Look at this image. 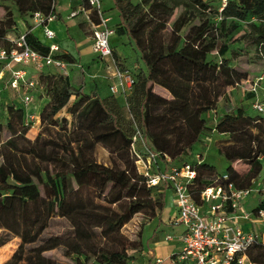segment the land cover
Wrapping results in <instances>:
<instances>
[{"label":"trees","instance_id":"trees-1","mask_svg":"<svg viewBox=\"0 0 264 264\" xmlns=\"http://www.w3.org/2000/svg\"><path fill=\"white\" fill-rule=\"evenodd\" d=\"M113 3L119 15L113 30L132 40L145 67L130 73L133 82L125 97L129 118L113 95L99 97L94 90L83 92L81 73L76 85L59 73L42 71L37 75L36 87L44 96L46 83L49 101L38 111V125L43 123V131L33 140L24 136L31 124L24 121L23 106L0 104V136L3 127L6 131L5 140L0 141V246L11 237L19 238L10 257L1 264H130L129 251L139 250L141 243L139 238L122 234L120 228L135 213L160 209L163 198V185L147 186L136 168L130 150L135 134L157 153V161L167 163L165 154L170 166H191L194 176L186 189L197 204L200 191L212 182L205 177L212 175L214 166L182 158L202 134L213 130L227 135L216 145L227 162L217 183L231 182L235 188L245 189L263 168L264 113L254 118L246 116L242 105L226 101L224 112L211 124L202 114L215 105L224 87L247 78L245 70L231 65L226 54L229 48L223 41L237 28L238 21L256 20L249 23L247 43L254 46L264 63V0H227L220 11L209 0ZM54 5L55 0H28L26 9L31 15L40 12L46 16L54 13ZM178 6H182V12L166 28ZM212 15L219 18L218 26ZM91 19L98 23L96 17ZM193 19L197 22L182 32ZM8 28L0 24V47L5 49L9 47L5 37ZM29 28L23 32L25 42L47 54L48 46ZM212 51L216 56L209 61L207 55ZM51 56L74 60L65 52H52ZM154 85L169 96L153 91ZM71 96L76 100L67 111L75 125L69 131L53 130L54 116ZM96 143L112 154L108 163L93 156ZM137 144L138 140V150ZM234 161L245 162L246 172H237ZM75 176L82 181L76 182ZM53 218L64 219L68 227L45 233ZM56 248L61 249L62 260L46 254ZM245 256L250 263L264 264V245L253 242Z\"/></svg>","mask_w":264,"mask_h":264},{"label":"built area","instance_id":"built-area-1","mask_svg":"<svg viewBox=\"0 0 264 264\" xmlns=\"http://www.w3.org/2000/svg\"><path fill=\"white\" fill-rule=\"evenodd\" d=\"M226 1L219 0L218 11ZM79 10L90 25L92 51L100 58L110 57L109 36L114 30L102 17L100 0H85V4ZM76 13L77 11H71L70 15ZM32 16L35 23L41 26L43 36L50 40L47 54L33 50L25 42L23 32L15 37L6 34L9 47L7 49L0 47V64L8 69L5 85L19 95L20 104L25 110V123L30 122L31 125L33 115L27 112L26 106L32 100L31 91L36 88L37 75L43 71L44 66L51 65L58 70L65 68V61L51 56V53L57 50V45L52 42L54 33L46 23L54 18V14L49 13L44 16L40 12H33ZM92 17H96L98 23H94ZM14 65L19 67L14 68ZM28 66L37 72L34 77L27 76L24 67ZM115 73L119 78V84L123 80L130 90L133 82L131 74L126 70H116ZM254 85L252 84L248 91L255 92ZM108 88L111 93L116 92L115 84L109 85ZM251 106L258 114L264 113V105L256 100ZM137 140L138 134H135L132 137L130 150L134 155L138 172L145 177L146 185L167 184L171 187L177 210L173 223L182 226V231L177 236L181 247L174 256L177 260L192 264H243L246 258L245 250L249 245L255 241H260L264 245V170L253 179L251 186L245 189H237L231 182L209 183L200 191V203L197 204L186 189L188 182L194 176L191 166L183 163L178 167L165 166L157 170L155 169L157 153L148 149L144 143V153L139 152L135 148ZM163 160L169 162V157L163 154ZM221 177L225 179L226 175L222 174ZM252 189L257 193L254 211L253 207L246 210L243 205L245 197ZM241 221H249L252 226L248 230H243ZM255 224H259L260 229H257ZM165 239L171 240V236L167 235ZM154 262L157 264L160 259L155 258Z\"/></svg>","mask_w":264,"mask_h":264},{"label":"crops","instance_id":"crops-1","mask_svg":"<svg viewBox=\"0 0 264 264\" xmlns=\"http://www.w3.org/2000/svg\"><path fill=\"white\" fill-rule=\"evenodd\" d=\"M84 3L85 1L83 2L82 0H55L53 14L56 17L54 16L55 18L49 20L46 26L54 33L52 42L57 45V50L70 54L74 59L73 62L65 61L67 77L70 82L76 85L77 77L81 73L83 77V92L86 91V84L89 82L93 87L88 92L94 90L95 95L99 97L113 95L120 103V101L125 100L126 95L129 93V88L123 80L119 84V78L115 73L116 70H126L128 73H132L134 67L142 70H145V67L139 58V52L132 40L125 34H117L114 31L109 36L110 57L100 58L92 51L90 32L88 34L86 29L79 24L84 20V15L79 10ZM100 8L102 17L105 18V23L115 28L119 23V15L118 11L114 8L113 0H100ZM71 11H77V13L70 15ZM31 33L46 46L50 43V40L43 36L41 26L37 25L33 27ZM134 59H137V62H134ZM16 67L19 66L14 65V68ZM49 68L58 70L51 65L44 66L42 70L47 71ZM70 68L73 70H70ZM24 69L29 77H34L37 73L29 66L24 67ZM7 77L8 69L0 64V100L9 103L20 101L19 95H16L14 90L5 85ZM262 77L258 76L259 79H262ZM111 84H115L116 86V92L114 93L109 91L108 87ZM234 90V87L229 88L232 105L236 104L233 99ZM31 93L32 100L26 106V109L27 112L33 115V124L30 128H36L38 126V111L40 104L44 102V97L37 87ZM252 95L249 92L246 97ZM34 98L36 99L35 103H33ZM218 110L219 114L214 120L224 112L222 107L218 108ZM194 156L199 161L208 162L203 159L200 153H194ZM164 164L167 163L163 162L161 165L164 166ZM162 193L163 198L160 209H157L154 217L141 225L139 237L141 248L136 251H129L132 255L130 264H156L154 262L155 258L160 259V262L157 264H192L188 261H179L174 257L181 247L177 236L182 231V226L173 223L177 216V210L174 205L171 187L167 184L163 185ZM251 203V200L245 198L243 202L244 208H248L246 206ZM253 206L250 205V208L246 210H250ZM240 225L243 230H248L252 226L249 221H241ZM255 227L260 229L259 224H255ZM167 235L171 236V240L165 239ZM243 264L253 263L244 258Z\"/></svg>","mask_w":264,"mask_h":264},{"label":"rangeland","instance_id":"rangeland-1","mask_svg":"<svg viewBox=\"0 0 264 264\" xmlns=\"http://www.w3.org/2000/svg\"><path fill=\"white\" fill-rule=\"evenodd\" d=\"M83 2L85 0H82ZM133 3L138 2L139 0H131ZM213 5H217L219 3V0H209ZM28 4V0H0V24L3 26L9 25V28L7 30V34L10 37H15L21 32H24L27 29V26H29V30L31 32L32 28L37 26L35 23L33 16L31 15V11L26 9ZM85 4V3H84ZM183 8L182 6L176 7L172 14L170 15L167 23L166 28H169V24L172 22V20L182 12ZM55 18V17H54ZM212 20H214V23L218 26L219 25V18L217 16L212 15ZM252 21H256L253 18H246L245 20L238 21L237 28L226 38L223 39L228 45L229 51L226 53L227 56H229V59L231 60L230 63L232 66L237 67L240 70H245L247 73V78L243 79L241 81H238L237 84H234L233 86H227L224 87L222 90V93L218 96L215 105H213L211 108H208L202 116L207 120L208 124H211V122L214 121V119L218 116L219 110L218 108H223V104L226 101H230L231 93L229 91L230 87H234V96L233 99L236 103V105H242L244 108V114L246 116L250 117H257L258 113L252 108L251 103L255 100L262 105H264V63L262 59L256 54L255 48L252 44L247 43V35L250 30L249 23ZM197 22V19L191 20L187 25H185L182 29L183 31H186L190 26L194 25ZM82 27L86 29V32L89 34L90 32V25L84 18L83 21H81ZM2 43V40L0 39V44ZM61 52L59 50L54 51V53ZM212 54V55H211ZM211 56H216L214 51L210 52L207 55V59L209 61L211 60ZM218 59V58H217ZM133 61V60H132ZM134 62H137V59H134ZM139 68L134 67L132 69V73L136 72ZM70 70H73L70 68ZM53 73H59L62 75L67 76V69L66 67L61 70H56L54 68H49L46 71V74H53ZM258 76H263L262 79L258 78ZM252 84H255V92L248 91L249 88L252 86ZM93 87L92 84L89 82L86 84V91L85 93H88V90ZM247 89V90H246ZM153 91L156 93H159L165 97H168V93L163 90L161 87L154 85ZM251 92L252 96L246 95ZM10 94V93H9ZM18 95L17 93H15ZM14 94V96H16ZM48 90L47 85L45 83V91H44V102L49 101L48 97ZM13 95V94H12ZM17 97V96H16ZM76 100L74 96H71L66 103L64 107H62L54 116L56 119V123L53 127V130L63 131L64 129L69 131L73 128L74 120L71 117V115L68 113L67 109L68 107ZM0 102H2L0 100ZM36 102V99L34 98V102ZM42 102V104L44 103ZM118 102V101H117ZM231 102V101H230ZM12 103V102H11ZM14 103H19L20 101H15ZM119 103V102H118ZM42 104H40V108L42 107ZM122 107V112L125 116V118H129V114L127 112V103L126 100L120 101L119 103ZM32 105V104H31ZM39 108V110H40ZM12 120L15 123L16 122V116L13 114ZM24 121H26V117L24 118ZM21 126L19 125H16ZM43 123L40 121V124L35 128H29L25 132V137L29 140H33L38 132L43 131ZM2 135L0 136V141L5 140L6 131L3 127L1 129ZM227 138V135L225 133H217L216 131H210L209 133L202 134L199 137V140L195 141L188 154L184 156L182 159L187 162H194L197 160V157L194 156V153H200L204 160L210 162L214 166V172L210 177H205L207 180H211L212 182H217L218 175L224 171V168L227 164V162L224 160L223 156L217 152L216 145L221 142V140H224ZM119 141L117 140V143ZM138 150L141 153H144L145 148L143 147V142L138 138ZM93 156L97 161H102L104 163H108L109 159L111 158L112 154L103 147L100 143H96L94 145L93 149ZM163 162L160 161V159L156 162L155 169H161L165 166H170V163L167 162V164H164L162 166ZM232 166L235 168L237 172L240 174L246 172L248 169V165L243 161H234L232 162ZM140 168V166H139ZM154 170V169H153ZM264 170V164L263 168L261 169V172ZM260 172V173H261ZM76 182L82 181V178L79 176L74 177ZM156 192H153V197L156 199ZM257 197V193L252 189L247 196L245 197L248 200H251L252 203L248 204V208H250V205H254ZM157 211V208L155 207L154 213H150L149 211H142L135 213L124 225L121 226L120 232L127 236L130 239H137L140 237V228L141 225L147 221L150 220L152 217L155 216V213ZM68 224L64 219L61 218H53L50 220L47 228L45 229V233H57L62 231L63 229L67 228ZM19 243L18 237H11L6 243H4L2 246H0V264L7 260L14 249L16 248L17 244ZM46 254L53 256L57 259H63L61 256V249L56 248L54 250L48 251ZM182 264V263H179Z\"/></svg>","mask_w":264,"mask_h":264}]
</instances>
